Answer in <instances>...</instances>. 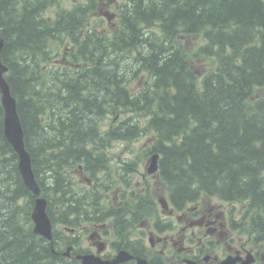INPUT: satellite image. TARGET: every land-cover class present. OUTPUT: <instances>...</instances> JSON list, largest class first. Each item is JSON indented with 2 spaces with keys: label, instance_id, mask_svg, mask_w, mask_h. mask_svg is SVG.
Masks as SVG:
<instances>
[{
  "label": "trees",
  "instance_id": "trees-1",
  "mask_svg": "<svg viewBox=\"0 0 264 264\" xmlns=\"http://www.w3.org/2000/svg\"><path fill=\"white\" fill-rule=\"evenodd\" d=\"M99 7L0 0V60L52 222V242L33 232L35 197L0 130V264H79V245L70 258L59 254L76 243L64 227L116 223L141 205L156 211L138 194L135 203L102 202L115 140L159 154L157 173L176 206L202 194L246 204L234 226L263 241L264 97L253 95L264 86V0H122L114 28L92 21ZM193 35L202 41L185 50ZM199 58L208 67L193 63ZM81 167L90 187L75 180Z\"/></svg>",
  "mask_w": 264,
  "mask_h": 264
},
{
  "label": "flooded vegetation",
  "instance_id": "flooded-vegetation-1",
  "mask_svg": "<svg viewBox=\"0 0 264 264\" xmlns=\"http://www.w3.org/2000/svg\"><path fill=\"white\" fill-rule=\"evenodd\" d=\"M3 117L0 95L1 131ZM121 168L124 169L123 166ZM78 174H84L82 167ZM99 177L101 178L100 175ZM85 179L90 187L92 179ZM143 179L142 183L139 182L140 186L145 182ZM128 184L120 182V188L115 190L117 206L123 204L127 198L131 202L129 190L126 188ZM205 197L211 199V196L202 194L195 201L177 206L167 197H159L158 200H153L155 212L152 207L141 205L139 208H128V212L119 215L116 223L110 219L108 220L111 222L106 220L89 223V246L86 249L80 248L84 253L98 254L103 258L114 257L120 250L127 251L132 258L119 264H137L138 258L146 259L149 264H219L229 255L237 257L236 264H240L249 254L252 256L251 264H264V240L254 243L253 240L257 239L249 234L245 237L246 234L234 226L235 213L228 207L226 210L222 204H205ZM64 229L68 233L79 230L77 227ZM108 240L116 243L115 254L105 257L103 251L109 247ZM241 240L246 241L241 243ZM58 241L62 244L64 240ZM75 245L79 244L68 245L59 254L66 258L72 257ZM69 246H72L70 255H64Z\"/></svg>",
  "mask_w": 264,
  "mask_h": 264
},
{
  "label": "rangeland",
  "instance_id": "rangeland-1",
  "mask_svg": "<svg viewBox=\"0 0 264 264\" xmlns=\"http://www.w3.org/2000/svg\"><path fill=\"white\" fill-rule=\"evenodd\" d=\"M71 2L79 1V0H70ZM122 0H100V7L96 13H94L92 21L101 20L103 25L108 28H114L117 25V13H118V5L120 4ZM108 25V26H107ZM103 27V29L105 28ZM106 29V28H105ZM185 50L193 51L195 47L202 41L200 35H193L186 38H183ZM193 63L200 69H203L207 66V60L199 58L198 60H194ZM148 79V74L142 75L139 83L137 85L143 86L146 85V81ZM253 97H264V86L256 89V92L254 93ZM112 116H107L104 121L102 122L103 128L109 127L112 123ZM141 143L140 142H124V141H113L111 146L107 149V154L109 156L110 165L108 169V175L107 177H110L108 180H104V182H99L101 186H107L111 184V188L108 189H102L100 190L102 192V195L104 198H102V202L104 204H107V206L110 205V202L113 204H117V200L115 199V190L120 188L119 184L122 182L123 184L129 183L126 188L129 190L128 196H131V203H135L136 200L133 198V194H138L143 198H152L153 200H158L159 197H166V191L165 186L163 182L160 180L159 175L157 172L155 173H148L147 167L150 162V156H143V150L141 149ZM131 160H135L134 165L129 167V170L125 168V171L121 168V166L125 162H130ZM123 172V173H122ZM122 173V174H120ZM73 174L75 175V180L79 184V187H84L87 182L85 178H88V173L84 172L83 175L78 174V170L73 171ZM104 174H100L101 177H103ZM121 175V178H120ZM144 178V179H143ZM143 180L145 182L140 186V183ZM121 180V181H120ZM139 185H138V184ZM142 183V182H141ZM88 184V183H87ZM147 184V185H146ZM137 186V187H136ZM131 192V193H130ZM115 200H114V199ZM209 198V197H208ZM208 198H204L205 204H222L224 208L227 207L231 209L232 212L235 213V217L240 218L244 212V210L247 208L246 204L241 202H227L224 200H221L217 197H211L209 200ZM128 201H130L129 198H127ZM1 203V201H0ZM110 220H107L106 222H109ZM111 222V221H110ZM91 225L88 222H80L77 228H79L76 233H68L66 232V237H72L71 239H75L76 243L79 244L82 248H88L89 246V240H87V234H88V228H90ZM59 229L62 230L60 226H58ZM250 235V234H249ZM247 235H245L246 237ZM246 240H241L240 242L243 243ZM109 247L106 248L103 253L108 255L115 254V245L116 243L114 240H108Z\"/></svg>",
  "mask_w": 264,
  "mask_h": 264
},
{
  "label": "water",
  "instance_id": "water-1",
  "mask_svg": "<svg viewBox=\"0 0 264 264\" xmlns=\"http://www.w3.org/2000/svg\"><path fill=\"white\" fill-rule=\"evenodd\" d=\"M2 40H0V52L2 49ZM7 71V66L0 60V93L1 104L3 107V133L5 139L12 146L17 154V169L21 176L24 185L33 193L35 200L31 212V219L33 221V232L41 235L49 241L52 240V222L49 218L46 207L47 200L41 195V189L34 176L31 157L27 151L24 143V134L21 122L16 109V99L11 94L10 86L4 74ZM159 154L153 153L150 156V162L147 167V172L152 174L158 170ZM163 200L160 202L162 203ZM72 246H69L64 255L69 256ZM101 249L99 250L100 253ZM80 260V264H119L124 260L131 259L132 256L125 250H120L112 258H103L98 254L84 253L76 255ZM237 257L231 255L227 256L219 264H236ZM252 256L249 254L240 264H251ZM137 264H149L146 259L138 258Z\"/></svg>",
  "mask_w": 264,
  "mask_h": 264
},
{
  "label": "bare ground",
  "instance_id": "bare-ground-1",
  "mask_svg": "<svg viewBox=\"0 0 264 264\" xmlns=\"http://www.w3.org/2000/svg\"><path fill=\"white\" fill-rule=\"evenodd\" d=\"M72 264V263H71Z\"/></svg>",
  "mask_w": 264,
  "mask_h": 264
}]
</instances>
